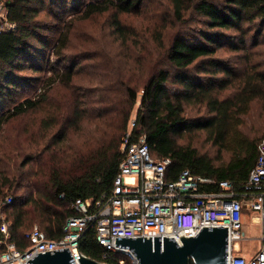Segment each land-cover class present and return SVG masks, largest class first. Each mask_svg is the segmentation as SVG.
<instances>
[{
    "label": "trees",
    "instance_id": "16d2710c",
    "mask_svg": "<svg viewBox=\"0 0 264 264\" xmlns=\"http://www.w3.org/2000/svg\"><path fill=\"white\" fill-rule=\"evenodd\" d=\"M148 1L49 0L56 8L77 7L80 15L76 19L112 12L119 61L110 75L98 76L97 97L91 93L87 97L82 121L88 123V130L75 128L80 117L74 114L62 135L45 147V157L38 159V184L30 188L28 197H4L13 198L1 213L9 225L10 241L19 249L27 246L25 234L33 224L38 223L49 239L57 240L66 220L76 215V199L96 200L111 191L126 133L132 141L144 136L154 159H170L166 179L176 180L186 169L216 181L203 187L207 191H218L222 181L237 189L254 166L262 139H249L240 125L249 104L264 95V73L250 71L248 58L243 61L246 69L237 74L216 53L227 46L248 56L247 45H257L264 31V0H166L169 12L160 20L141 12ZM4 7L7 20L16 29L0 34V133L8 122L37 109L53 86H70L79 66L67 56L72 17L56 30L54 40L50 35L54 27L38 19L43 0H6ZM128 13L139 14L136 26L121 23L120 14ZM48 48L54 61L46 56ZM26 68L48 75L35 98L15 99L20 88L36 80L20 75ZM235 81L236 92L222 96ZM193 106L203 107L207 116L186 117V107ZM58 116L54 113V124ZM195 130H205L218 151L230 153L228 162L215 166L195 148L176 144L174 137ZM69 132L80 141L74 142ZM78 250L99 262L118 264L124 259V264H130L121 253L104 260L92 227L81 234Z\"/></svg>",
    "mask_w": 264,
    "mask_h": 264
},
{
    "label": "built area",
    "instance_id": "2783aa9c",
    "mask_svg": "<svg viewBox=\"0 0 264 264\" xmlns=\"http://www.w3.org/2000/svg\"><path fill=\"white\" fill-rule=\"evenodd\" d=\"M16 25L7 20L6 9L0 3V34L14 31ZM132 121L130 126H132ZM120 152L123 158L109 193L96 200L76 199V212L66 220L61 238L49 239L37 227L25 234L27 246L19 249L10 241L9 225L1 209L12 203L11 196L0 202V264H30L37 253L68 248L78 264V241L81 234L93 228L95 240L103 248L104 260L121 253L137 264L135 256L124 247L115 246V237H172L181 245L179 236H195L202 227H227L226 264H264V139L257 144V158L247 179L235 189L230 182L218 183V191L203 187L216 184L212 178L183 170L176 180L166 179L169 158L154 159L149 154L145 137L135 141L126 133ZM258 225L259 246L249 258L240 254L239 241L247 239L243 215ZM79 252V253H78ZM119 259L118 264H124Z\"/></svg>",
    "mask_w": 264,
    "mask_h": 264
},
{
    "label": "rangeland",
    "instance_id": "374dc122",
    "mask_svg": "<svg viewBox=\"0 0 264 264\" xmlns=\"http://www.w3.org/2000/svg\"><path fill=\"white\" fill-rule=\"evenodd\" d=\"M5 1L0 0V3L4 5ZM43 1L44 7L39 13L38 19L42 18L44 23L54 27L50 34L54 40L57 37L56 30H61L71 17L74 20L71 24L73 30L70 35L67 56L71 63L78 62L79 66L70 86H53L37 109L28 111L25 115L4 125L0 133V202L6 195L21 197V200L28 197L30 188H35L39 179L37 176L38 159L45 157V147L51 145L54 139L62 135L61 131L67 121L75 119L74 114L80 117V122L75 128L81 127L85 131L88 130L90 126L84 120L82 121L88 105L86 104L87 97L89 93L94 94L95 98L97 97L98 76L110 75L113 66L118 65L119 61L115 56L118 54V42L112 34V12L95 15L88 19H76L80 15L76 12L79 11L77 7L74 10L69 4L68 8H56L49 3V0ZM141 10L148 17H153V20H160L169 12L166 0H149L141 7ZM49 12L50 14H48ZM138 15L136 13L120 14L119 19L127 27L136 26L140 21ZM253 32L254 30L250 32L251 36ZM247 49L249 50H247V57H242V51L228 49L227 46L219 48L216 55L237 74L246 69V64L243 61L248 58L250 71L264 73V31L258 38L257 45L250 42ZM49 52L50 48L46 50V56H49L50 61H54V56ZM64 66L65 63L60 68ZM20 75L31 76L36 80L32 85L28 83L20 88L15 94V99L35 98L48 73L30 72L26 68ZM232 83L233 86L224 91L222 96L232 95L236 92L237 82ZM9 105L10 102L7 103V106ZM137 106L138 100L130 120L134 118ZM54 113L59 114L55 124ZM185 116L188 118L205 117L207 113L203 107L193 106L186 107ZM49 118L53 120H45ZM44 121H48V124ZM240 131L254 141L264 139L262 138L264 137V95L249 104L247 112L241 116ZM69 133H73L74 142L80 141L81 138L77 137V134ZM174 140L177 145L195 148L198 153L209 157L215 166L225 164L230 158V153L218 151L205 130L185 133L182 136L174 137ZM7 177L10 180L8 184ZM16 200L17 203L21 202V200ZM243 223L247 239L239 241L238 244L241 245L245 256L248 254L252 256L253 250L261 242L262 231L259 230L258 225L250 222L248 216L243 218ZM33 227L42 230L39 224L35 223L27 232Z\"/></svg>",
    "mask_w": 264,
    "mask_h": 264
},
{
    "label": "water",
    "instance_id": "95a60500",
    "mask_svg": "<svg viewBox=\"0 0 264 264\" xmlns=\"http://www.w3.org/2000/svg\"><path fill=\"white\" fill-rule=\"evenodd\" d=\"M181 245L172 237H115V246L131 251L137 264H226L227 227H202L197 235L179 236ZM78 250V249H77ZM79 253V252H78ZM30 264H75L68 248L37 253ZM78 264H111L80 255Z\"/></svg>",
    "mask_w": 264,
    "mask_h": 264
},
{
    "label": "crops",
    "instance_id": "0c3cea01",
    "mask_svg": "<svg viewBox=\"0 0 264 264\" xmlns=\"http://www.w3.org/2000/svg\"><path fill=\"white\" fill-rule=\"evenodd\" d=\"M246 216H247V215H246V213H245V214L243 215V218H245ZM236 246H237V248H238V249H240V254H241V255H243V256H244V257H246V258H249V256H250V255L248 254V255H247L248 257H247V256H245L246 254H245V253H243V250H242V248H241V245H240V244H237Z\"/></svg>",
    "mask_w": 264,
    "mask_h": 264
}]
</instances>
